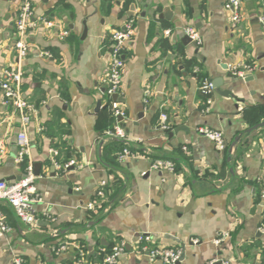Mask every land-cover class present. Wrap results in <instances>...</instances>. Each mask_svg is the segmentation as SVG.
Returning a JSON list of instances; mask_svg holds the SVG:
<instances>
[{
  "label": "crops",
  "instance_id": "obj_1",
  "mask_svg": "<svg viewBox=\"0 0 264 264\" xmlns=\"http://www.w3.org/2000/svg\"><path fill=\"white\" fill-rule=\"evenodd\" d=\"M227 1L31 0L29 52L18 58L20 0H0V81L7 69L19 68L21 93L36 108L25 127L28 154L19 162L20 123L0 91V180H18L28 163L33 171L39 166L34 189L40 199L32 226L3 205L9 230L0 234V264L15 256L28 264H94L116 241L125 244L117 264H162L134 252L139 234L150 245L181 249L183 243L185 255L176 264H264V127L243 134L264 120V1L241 0L235 27ZM128 20L134 30L118 96L133 151L115 166L103 155L115 122L104 79L109 34ZM185 26L198 32L196 46L181 42ZM244 65L253 70L243 78H227L222 68ZM215 78H223L228 94L213 88L207 103L200 87ZM177 126L185 128L173 132ZM198 126L220 130L225 148L199 135ZM107 151L116 156L114 146ZM155 159L172 161L174 171L151 169ZM115 179L123 190L111 208L88 209L98 187ZM59 242L66 249L56 251Z\"/></svg>",
  "mask_w": 264,
  "mask_h": 264
},
{
  "label": "built area",
  "instance_id": "obj_2",
  "mask_svg": "<svg viewBox=\"0 0 264 264\" xmlns=\"http://www.w3.org/2000/svg\"><path fill=\"white\" fill-rule=\"evenodd\" d=\"M226 8L229 10V19L232 27H235L241 20V0H228L226 2ZM32 5L31 0H20L18 7V13L14 22L16 39L13 47L17 53L18 58H24L29 52V43L27 41V31L32 26ZM259 22L264 31V16L259 18ZM133 20H128L124 23L122 28L114 29L109 34V64L107 68L105 83V94L111 100L112 95L118 94L121 86V78L125 65V55L127 46L133 37ZM184 35H187L196 44L200 43V36L198 32L192 26H185L182 29ZM66 33V32H64ZM170 30H165V34L168 35ZM228 70L238 77H244L247 72L253 70V66H232ZM22 81V73L19 68L10 67L7 69L0 81V91L3 96V104L11 107L18 117L20 123V129L16 133V142L18 146L17 159L19 162H23L24 158L28 154L29 140L27 138L25 127L27 126L30 118L36 113L34 105L29 103L22 95L20 85ZM201 92L206 96V102L209 103V97L213 91V87L210 81H203L201 84ZM110 105L112 108V114L114 118L113 130L109 132L111 138L123 139L126 141V147H124L118 154L117 159L119 162L124 161L131 156L129 144L125 137L124 128L121 126V120L119 118H125V112L120 108L118 101L111 100ZM162 127L167 129L166 115L161 114ZM196 132L211 140L215 146L222 150L225 148V141L223 133L220 130L212 129L207 126H198ZM5 152V144L3 138L0 136V155ZM54 165H57L55 162ZM73 161H69L64 166L72 165ZM150 168L157 171H174V163L168 159H155L151 162ZM35 174L33 166L28 163L25 167L23 175L19 180L13 182H7L0 180V234H3L9 230L6 216L3 211V205L9 206L15 217L22 223L32 226L36 221L35 205L39 202V197L35 193L34 189ZM105 187L102 183L96 190V197L104 198L105 193L103 191ZM261 214L262 222L259 226V231L264 233V190L261 191ZM107 203L103 212H107L111 206ZM96 207L95 201L88 203V209H94ZM150 237L147 234H139L137 237V245L134 250L135 253L145 254L150 261L160 260L162 264H176L181 255V249L179 247H166L163 245H150ZM220 241V239H216ZM196 243V240H193ZM56 251H62L66 249L65 243H56L54 246ZM125 244L123 241H116L111 246L108 252L104 255L100 264H117L119 257L124 253ZM216 260L210 261L207 264H216ZM12 264H28L20 256L13 257ZM76 264H84L81 260H78ZM220 264H229L228 261H222Z\"/></svg>",
  "mask_w": 264,
  "mask_h": 264
},
{
  "label": "water",
  "instance_id": "obj_3",
  "mask_svg": "<svg viewBox=\"0 0 264 264\" xmlns=\"http://www.w3.org/2000/svg\"><path fill=\"white\" fill-rule=\"evenodd\" d=\"M130 9L132 10V9H133V6H131ZM164 15L167 16V17H169V16H170V12H168L167 10H165ZM181 42H182L184 45H187V44H189V43H191V44L194 45V46L197 45L196 42L192 41L187 35H184V36L182 37ZM222 68H223L224 70L227 71L226 74H225V76H226L227 78H236V77H237L235 74H233V73H231V72H229V71L227 70V66H223ZM222 81H223V78H215V79L211 80L210 82H211V84H212V87L214 88L215 93L226 96V95L228 94V91H227V90H224V91L221 90ZM112 100H114V101H118V102H121V98L118 96V94H114V95H112ZM99 103H100V101L97 102V106L100 105ZM119 119L122 120V118H119ZM262 127H264V120H262V121H260V122H258V123H256V124L250 126L248 129H246V130L244 131L243 134H247V135H248V134H250L252 131L257 130V129L262 128ZM184 128H185L184 126H177V127L173 130V132L178 131V130H181V129H184ZM164 132L167 133L169 136L172 135V132H169L167 129H164ZM241 136H242V134H239V135L234 139V141L229 145V147H228V149H227L228 160L230 159V156H229V155H230L231 150L233 149V146H234V145L240 140ZM113 139H114V140H120V141L126 143V141L123 140V139H118V138H113ZM38 167H39V166H36V168L34 169V174H35L36 176L39 174V172H38V171H39V170H38ZM230 172H231V174H233L232 169H230ZM20 178H21V177H20ZM20 178H19V179H20ZM19 179H18V180H19ZM62 231H63V230H62ZM173 239H175V238H173ZM176 241H178V240H176ZM180 247H181V255H180V258H179L178 262L181 261V260L184 258V255H185V254H184V244H183V243H180Z\"/></svg>",
  "mask_w": 264,
  "mask_h": 264
},
{
  "label": "trees",
  "instance_id": "obj_4",
  "mask_svg": "<svg viewBox=\"0 0 264 264\" xmlns=\"http://www.w3.org/2000/svg\"><path fill=\"white\" fill-rule=\"evenodd\" d=\"M194 66H196V65H194ZM111 145L114 146V148H115L116 156L115 155H109V153L107 151V148L109 146H111ZM126 145H127L126 143H124V142H122L120 140H113L110 144H108V146L107 145L104 146V149H103L104 158L111 165L117 166L118 163L116 161V158H117L119 152L124 147H126ZM129 149H130L131 152L133 151L132 148H129ZM122 190H123V182L121 180L115 179L109 186L107 185V186L103 187V191L107 195L105 197V199L104 198L101 199V198L96 197V196L94 197V201L96 203V207L95 208H98L99 211H102V208H104L107 203L111 204L110 206H112V202L111 201H113L116 198V196L121 193ZM98 262H100V257L94 262V264H97Z\"/></svg>",
  "mask_w": 264,
  "mask_h": 264
}]
</instances>
